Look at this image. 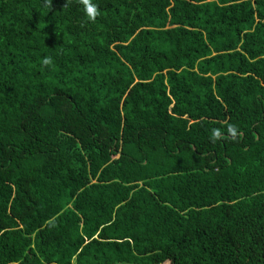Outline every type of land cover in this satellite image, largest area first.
Here are the masks:
<instances>
[{"label":"trees","instance_id":"obj_1","mask_svg":"<svg viewBox=\"0 0 264 264\" xmlns=\"http://www.w3.org/2000/svg\"><path fill=\"white\" fill-rule=\"evenodd\" d=\"M94 2L0 0V264H264V0Z\"/></svg>","mask_w":264,"mask_h":264},{"label":"clouds","instance_id":"obj_2","mask_svg":"<svg viewBox=\"0 0 264 264\" xmlns=\"http://www.w3.org/2000/svg\"><path fill=\"white\" fill-rule=\"evenodd\" d=\"M82 4V13L87 18L89 22H92L95 20L97 14H98V6L94 2V0H81ZM44 65L49 64V59L45 58L43 61Z\"/></svg>","mask_w":264,"mask_h":264},{"label":"rangeland","instance_id":"obj_3","mask_svg":"<svg viewBox=\"0 0 264 264\" xmlns=\"http://www.w3.org/2000/svg\"><path fill=\"white\" fill-rule=\"evenodd\" d=\"M35 241L37 242L36 239H35ZM115 248H116V245H114L112 243H109V242L107 243V245L102 249L103 252L100 255V256H102V262L104 261V259H108V260H114L115 259V257H112V256H110V257H104L105 251H107V252H111L112 251L113 252ZM6 264H21V262L19 260H14L13 262H11V263L9 262V263H6ZM41 264H42V262H41ZM43 264H49V263H43ZM51 264H53V263H51ZM162 264H169V263L167 261H165Z\"/></svg>","mask_w":264,"mask_h":264},{"label":"crops","instance_id":"obj_4","mask_svg":"<svg viewBox=\"0 0 264 264\" xmlns=\"http://www.w3.org/2000/svg\"><path fill=\"white\" fill-rule=\"evenodd\" d=\"M118 264H120V263H118ZM121 264H124V263H121Z\"/></svg>","mask_w":264,"mask_h":264}]
</instances>
